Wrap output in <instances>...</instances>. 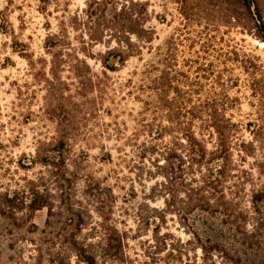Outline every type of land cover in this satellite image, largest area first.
Here are the masks:
<instances>
[{
  "label": "rangeland",
  "instance_id": "obj_1",
  "mask_svg": "<svg viewBox=\"0 0 264 264\" xmlns=\"http://www.w3.org/2000/svg\"><path fill=\"white\" fill-rule=\"evenodd\" d=\"M138 1L155 39L114 72L101 63L112 38L69 23L88 0H0V264H85L82 247L99 264L263 258L261 151L244 162L239 144L258 146L264 124V0L251 12L235 0ZM64 33L74 50L54 60L47 38ZM208 107L238 126L235 166L213 189L180 129L214 150L198 119ZM35 187L48 207L33 212L23 198ZM246 230L257 247L234 241Z\"/></svg>",
  "mask_w": 264,
  "mask_h": 264
},
{
  "label": "trees",
  "instance_id": "obj_2",
  "mask_svg": "<svg viewBox=\"0 0 264 264\" xmlns=\"http://www.w3.org/2000/svg\"><path fill=\"white\" fill-rule=\"evenodd\" d=\"M239 2L243 9H247L250 12L254 4V0H235ZM87 9L83 12L84 16L75 15L70 18L69 23L73 29L85 30L88 33L89 39L92 42L104 43L106 38H112V42H115L116 47L110 48L106 55L102 58V65L110 69L111 71H117L118 64L124 66L126 62L134 57L142 56V51L145 48L146 44H151L156 36L155 30L149 26L150 14L147 4L138 1V0H123V3L118 0H88ZM237 19V18H233ZM63 30H66L67 23L61 22ZM109 33V34H108ZM68 36L64 33L62 35H52L47 38L46 45L48 48H57L61 49L52 52V57L55 60H58L59 57L71 56L70 52L74 50L68 43ZM54 60L52 63L54 64ZM52 67V71H53ZM55 76V73L53 74ZM80 79L88 81L86 76H79ZM90 82V81H89ZM92 84V82H90ZM87 83L82 82V85ZM55 94H51L52 98L55 99L58 94L60 96V88L54 89ZM261 95L264 93L260 92ZM264 99V96H262ZM177 110H174V119L181 113H176ZM215 110H212V107L208 110L202 112L206 116H203L201 119L204 123V128L212 129V134L216 136V146L214 150H208L204 141L197 137V134L194 130H187L186 128L180 129L187 131L185 134L186 141L190 146L189 152L192 154L191 158L193 161H197V165L204 163L206 171L208 172L203 181L204 185L213 189L215 181H220L221 178L225 177L235 166L233 163V139L236 138V133L238 131V126L233 123L226 116L222 115L221 120L216 118ZM172 115V114H170ZM207 127V128H206ZM184 133V132H183ZM210 134V135H212ZM258 139L256 140L257 144L253 142L241 141L239 148L243 152L241 157L242 161H246V158L253 157L255 158V152L257 149L261 151L260 159H257L255 165L260 174L264 175V124L259 126L258 134H256ZM57 145L56 150H63L69 146L70 141L65 139H59L56 141ZM218 168L214 167L216 163H220ZM204 167V166H202ZM219 176V177H217ZM31 195L29 200L23 198V205L33 212L41 210L45 207H48V201L46 197L38 190L37 187L29 190ZM264 198V186L261 190H256L253 195L252 203L255 207L258 205V202ZM6 202L12 203L13 199L5 196ZM208 202V201H207ZM210 203V202H209ZM244 239L242 242L237 241L234 238V241L238 242L239 245L251 248L257 247L256 234L246 230L244 233ZM256 239V240H255ZM120 246H123V238L119 239ZM251 245V246H250ZM237 250L234 251V253ZM240 252V251H239ZM85 264H99L96 260V257L93 256L90 252L85 250L83 247L80 250V253L77 254ZM225 255L231 264H243V259L237 255L236 257L228 251L225 250ZM253 264H264L263 258L257 259Z\"/></svg>",
  "mask_w": 264,
  "mask_h": 264
}]
</instances>
